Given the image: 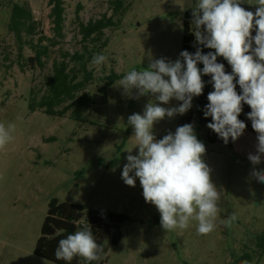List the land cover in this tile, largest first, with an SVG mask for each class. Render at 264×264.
Wrapping results in <instances>:
<instances>
[{"label": "rangeland", "instance_id": "rangeland-1", "mask_svg": "<svg viewBox=\"0 0 264 264\" xmlns=\"http://www.w3.org/2000/svg\"><path fill=\"white\" fill-rule=\"evenodd\" d=\"M112 1L64 0V37L55 38L41 67L36 61L27 63L35 51L24 42L37 44L40 35L54 38L50 0H0V124L14 125L11 141L0 148V264H57L34 252L53 197L131 217L122 224L120 243L108 242L103 258L112 264H229L234 252L254 246V235L264 230V183L251 176L254 168L264 170V157L258 165L248 159L256 152L257 133L245 130L229 147L208 142L201 132L203 159L220 192L215 229L207 235L197 233L195 220L186 229L164 230L160 213L143 198L139 179L131 187L121 178L126 150L137 143L127 118L143 114L154 97L129 99L119 81L133 68H147L151 60L179 58L185 11L198 0H123L115 17L120 24L105 30L108 45L101 50L106 61L88 64L94 78L80 94L88 93L94 104L83 120L70 112L60 116L30 109L32 91L39 99L47 90L54 60L62 59L64 52L83 50L79 19L87 22L113 14ZM15 3L29 6L37 21L38 34H24L21 43L9 28ZM241 6L251 10L259 5L257 0H243ZM112 70L122 77L104 92L105 77ZM177 104L173 99L161 106ZM178 126L176 115L156 123L153 131L160 139ZM132 154H138V148ZM233 213L237 219L228 227ZM257 264H264V253Z\"/></svg>", "mask_w": 264, "mask_h": 264}, {"label": "clouds", "instance_id": "clouds-1", "mask_svg": "<svg viewBox=\"0 0 264 264\" xmlns=\"http://www.w3.org/2000/svg\"><path fill=\"white\" fill-rule=\"evenodd\" d=\"M243 0H198L192 9V34L197 45L214 52L204 54L197 47L195 53L181 51L175 61L167 58L151 60L147 68L128 71L119 81L124 95L139 99L151 95L154 100L144 105L143 114L128 116L127 125L133 128L138 154L131 148L121 173L123 182L135 187L137 178L146 203L160 213V225L166 231L186 229L190 221L198 222L197 233L207 235L215 229L219 211L220 192L212 182L211 169L204 161L205 144L197 138L192 123L178 126L157 139L154 125L166 117L186 114L194 97L202 94L210 76L213 85L205 106L204 117H211L207 127L228 144L243 135L247 125L239 119L243 104L252 129L257 133L255 154L248 159L258 165L264 157V0H257L255 12L241 6ZM255 29V35L252 31ZM253 44L255 47H253ZM223 57L231 66L217 62ZM103 54L93 57V64L106 61ZM198 64H203L199 68ZM235 81V83H234ZM242 90L236 91V85ZM175 99L176 106L163 107ZM159 102V103H157ZM14 125L0 124V148L11 141ZM251 176L264 183V170L253 169ZM237 219L233 213L227 220L230 227ZM99 261L103 247L96 242L91 228L85 227L59 240L55 250L57 260L72 261L74 257ZM243 264H248L244 261Z\"/></svg>", "mask_w": 264, "mask_h": 264}, {"label": "trees", "instance_id": "trees-1", "mask_svg": "<svg viewBox=\"0 0 264 264\" xmlns=\"http://www.w3.org/2000/svg\"><path fill=\"white\" fill-rule=\"evenodd\" d=\"M52 5L50 16L53 22L54 38L45 35L39 36L37 44L33 41H25L24 43L34 49L35 55L27 59V63L36 61L41 67L45 66V58L49 55L50 46L56 45V37H64L65 26V2L64 0H50ZM114 13L111 15L104 14L97 19H90L85 22L79 19L78 27L81 35V43L84 48L82 51L64 52L62 59L54 60L53 73L47 77V90L37 99L32 91L30 100V109L35 111L43 109L50 115L65 116L69 112L72 117L78 121H82L84 112L94 104V100L88 93L80 94L93 80V71L89 69L88 64L92 61L95 53L102 54V48L108 45V39L105 38V30L110 27H116L121 20H117L116 14L123 7V0H113ZM192 9L185 11V20L183 27V44L182 51L187 50L195 53L196 48H202L204 54L214 52V49H208L203 45H197L194 35L192 34ZM250 10V9H246ZM256 9L250 11L255 12ZM9 28L15 34L18 42H22L23 35H37V21L34 18L32 9L24 4H13ZM49 40V43H45ZM93 45L91 47V45ZM97 46L98 50L94 47ZM218 63L225 65L226 73H231L232 69L228 62L223 58L217 57ZM73 64V65H72ZM199 68H203V64H198ZM122 74L112 70L104 80V88L102 91L110 87ZM205 87L200 96L194 97L191 109L184 115H179L180 125L192 123L197 138L201 139V132L204 131L205 139L210 143H224L216 133L207 127L211 122V117H204L205 106L209 103L208 94L213 91V85L209 81L210 76H202ZM235 83V81H234ZM236 91L241 93L239 85H236ZM180 103V102H179ZM251 111L247 104H243L242 113L239 119L247 125L245 130L256 133L251 127V121L247 117V113ZM236 142V141H235ZM235 142L231 140L227 144L233 147ZM131 217L119 211H106L98 206L83 207L78 203L61 201L57 197H53L49 202L47 215L44 219L41 234L35 246V254L48 259L57 264H112L109 258L104 255L108 253V242L113 246H117L123 238L122 224ZM90 227L92 234L98 243L103 247V256L99 261H86L83 257L76 256L72 261L57 260L55 250L58 247L59 240L66 238L69 234ZM254 246L245 245L240 252H234L232 260L229 264H257L260 257L264 253V230L256 233L253 238Z\"/></svg>", "mask_w": 264, "mask_h": 264}]
</instances>
